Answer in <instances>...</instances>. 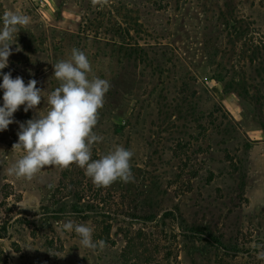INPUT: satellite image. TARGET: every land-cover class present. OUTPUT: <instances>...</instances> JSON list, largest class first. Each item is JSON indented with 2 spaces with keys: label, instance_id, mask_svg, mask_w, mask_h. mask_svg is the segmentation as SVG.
I'll return each instance as SVG.
<instances>
[{
  "label": "rangeland",
  "instance_id": "1",
  "mask_svg": "<svg viewBox=\"0 0 264 264\" xmlns=\"http://www.w3.org/2000/svg\"><path fill=\"white\" fill-rule=\"evenodd\" d=\"M5 12L30 23L3 72L46 97L59 86L52 63L75 48L89 79L109 82L91 159L123 146L134 180L98 188L75 164L9 176L20 124L48 110L44 97L21 105L0 132V264H264V0H0ZM116 22L179 58L161 73L120 61ZM68 221L103 249L81 247Z\"/></svg>",
  "mask_w": 264,
  "mask_h": 264
},
{
  "label": "clouds",
  "instance_id": "2",
  "mask_svg": "<svg viewBox=\"0 0 264 264\" xmlns=\"http://www.w3.org/2000/svg\"><path fill=\"white\" fill-rule=\"evenodd\" d=\"M91 3L95 7L103 0H91ZM29 23L30 18L26 15L5 12L0 16V91L3 92L0 132L14 122L13 115L21 105L24 112H28L36 108L44 97L48 110L45 114L38 112V118L20 124L13 150L22 149L24 154L8 168L7 174L30 181L45 167L63 169L75 164L98 188L107 187L117 180L124 183L133 181L131 150L117 145L98 159H91L93 144L103 140L93 129L110 84L99 77L89 79L92 68L83 51L73 48L69 59L52 63V76L59 81V86L46 97L36 87V80L25 84L22 77L13 78L10 72L2 71L8 66L16 34ZM16 50L19 51V47ZM63 229L73 231L81 247L93 251L104 247L102 240H93V230L85 224L68 221ZM257 259L264 260V251L258 252Z\"/></svg>",
  "mask_w": 264,
  "mask_h": 264
},
{
  "label": "trees",
  "instance_id": "3",
  "mask_svg": "<svg viewBox=\"0 0 264 264\" xmlns=\"http://www.w3.org/2000/svg\"><path fill=\"white\" fill-rule=\"evenodd\" d=\"M118 28L113 33L115 37L114 43L119 46V50L121 53L120 61L125 60V62H135L139 63H147L155 65V67L160 68V73L164 71V69L169 65H172V60H177L179 58L180 52L172 47H168L166 45L156 44L154 47L149 46L145 47L144 42H137L133 36L130 34L129 29L122 28L118 22H116ZM161 46V47H160ZM264 62V59H262ZM261 64H264L261 62ZM264 66V65H263ZM222 73V68L216 67L213 70L214 77H220ZM250 82H246V86L242 89L245 91L244 93L250 94V90L248 88V84ZM233 85V81L231 82H223V86L225 90H231Z\"/></svg>",
  "mask_w": 264,
  "mask_h": 264
}]
</instances>
